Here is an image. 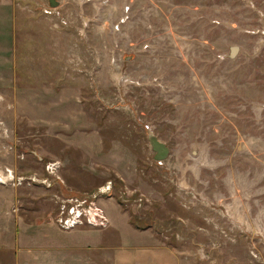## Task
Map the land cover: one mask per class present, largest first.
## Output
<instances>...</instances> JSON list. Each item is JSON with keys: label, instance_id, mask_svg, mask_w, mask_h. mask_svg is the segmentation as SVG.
<instances>
[{"label": "rangeland", "instance_id": "374dc122", "mask_svg": "<svg viewBox=\"0 0 264 264\" xmlns=\"http://www.w3.org/2000/svg\"><path fill=\"white\" fill-rule=\"evenodd\" d=\"M1 1L0 264H264V0Z\"/></svg>", "mask_w": 264, "mask_h": 264}, {"label": "crops", "instance_id": "0c3cea01", "mask_svg": "<svg viewBox=\"0 0 264 264\" xmlns=\"http://www.w3.org/2000/svg\"><path fill=\"white\" fill-rule=\"evenodd\" d=\"M0 11H6V13L2 17V19H4L5 26H0V31L4 35L7 33V43H3L2 41H0V65L5 64L3 65L4 67L2 68V72L0 71V73L2 75H7V79L4 81H9L10 67H12L13 59L15 57V46L13 41L14 13L12 6L2 1L0 2ZM7 20H9L8 24ZM5 83L6 82H3L2 84ZM46 243L47 244H45L42 253H93L92 250L86 251V248H88L89 243L80 244L76 240H69L65 243L59 241V243L56 244L50 239Z\"/></svg>", "mask_w": 264, "mask_h": 264}, {"label": "built area", "instance_id": "2783aa9c", "mask_svg": "<svg viewBox=\"0 0 264 264\" xmlns=\"http://www.w3.org/2000/svg\"><path fill=\"white\" fill-rule=\"evenodd\" d=\"M6 169H9V168H6ZM6 175V173H5ZM2 176H0L1 178ZM69 204L67 203L66 205V202L65 203H62V206H61V212L59 214V216L57 217V222L59 223V225L62 227V228H70V227H73L75 225H79V224H82L84 222V214L85 211L79 207L81 206H78V201H72L71 198L70 200L68 201ZM92 217V218H91ZM85 220H87L88 223H91V224H94L96 222V219L94 216H91L90 217H85Z\"/></svg>", "mask_w": 264, "mask_h": 264}, {"label": "water", "instance_id": "95a60500", "mask_svg": "<svg viewBox=\"0 0 264 264\" xmlns=\"http://www.w3.org/2000/svg\"><path fill=\"white\" fill-rule=\"evenodd\" d=\"M50 6H56L58 4V0H47ZM235 47L232 48V53L234 51ZM148 141L150 144V147L153 149L154 154L153 157L156 160H162L164 159L169 152V147L166 145V143L162 140H160L154 133L149 132L148 133Z\"/></svg>", "mask_w": 264, "mask_h": 264}, {"label": "trees", "instance_id": "16d2710c", "mask_svg": "<svg viewBox=\"0 0 264 264\" xmlns=\"http://www.w3.org/2000/svg\"><path fill=\"white\" fill-rule=\"evenodd\" d=\"M137 226V225H136Z\"/></svg>", "mask_w": 264, "mask_h": 264}]
</instances>
